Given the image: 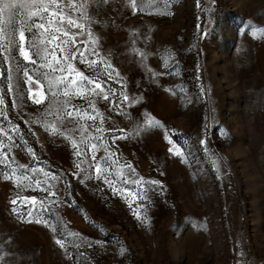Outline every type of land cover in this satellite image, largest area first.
<instances>
[{
  "label": "rangeland",
  "instance_id": "obj_1",
  "mask_svg": "<svg viewBox=\"0 0 264 264\" xmlns=\"http://www.w3.org/2000/svg\"><path fill=\"white\" fill-rule=\"evenodd\" d=\"M76 3L87 18L65 9L84 27L63 46L108 94L68 98L87 131H64L44 77L67 70L20 57L22 9L11 61L0 49V264H264V0Z\"/></svg>",
  "mask_w": 264,
  "mask_h": 264
},
{
  "label": "snow or ice",
  "instance_id": "obj_2",
  "mask_svg": "<svg viewBox=\"0 0 264 264\" xmlns=\"http://www.w3.org/2000/svg\"><path fill=\"white\" fill-rule=\"evenodd\" d=\"M132 6L136 7V0H132ZM17 9H22L25 16V18L20 21V30L18 32V51L20 57H22L25 62L31 63H35V57H39L45 62L44 66L51 68V71L53 73H55L57 70H59L61 73H64L65 70H67V77L63 75H49V73H44V77L47 79L50 90L52 88L59 89L60 87H63L62 94L66 99L62 104L60 102H57L56 105L57 113L60 115L61 125H63V122L65 120L69 124H76V117H83L81 116L80 110L75 108L74 105H71V101L68 98L72 97L73 95L82 96L85 92H92L97 96L103 95V99L108 100V94L104 93V88L101 82H99L97 79H92L85 76L82 72L76 71L73 65L69 63V60L74 58L76 55H80L81 59L83 60L84 54L73 52L71 51L70 47L63 46L78 43V41L75 39V34L67 30L69 27L76 28L78 30L84 27V25L81 24L78 19L73 18L71 14H66L65 9H68L69 13L80 12L82 17L87 18L86 5H77L76 0H69L68 3H64L63 0H19L18 3H4L3 6L0 7V16H3L5 13H7L9 26L13 28V31L10 35H5V28L0 26V49L3 50L4 57L8 61H11L12 59L10 55L11 51H13L15 47H17V41L15 38L17 34L15 28V16L13 15L15 10ZM45 15H48L49 17L46 23H36L34 25L36 29L43 30L40 33V36L44 39L40 43H36V41H33V43L26 48V32H31L33 30V25L32 23H30V21L33 17H37L40 20H43ZM54 24L58 26L53 27ZM50 32H54L56 34L51 35ZM60 34H62V36L65 38L70 37V39L61 40ZM54 41H58V43H56L55 47L51 51H49L48 45L52 44ZM29 49H31V51ZM57 49H59L60 55H57ZM93 55H96V53L93 52ZM91 63L97 64L98 62L92 61ZM54 65L60 67L57 68ZM107 67H111V65H108ZM7 73L8 90L13 91L14 87L12 81L14 77L12 74L13 69L11 68L10 64L7 69ZM73 73H75V77H79V80H77L76 78H68L71 77ZM108 75H110V73ZM24 77L29 83L33 82V76L30 75L27 71L24 72ZM36 83H39V78L36 79ZM88 84L93 85V87L87 88L86 85ZM96 90L100 91L97 92ZM33 91H35V89H30L29 95H32ZM53 95L55 96V93H53ZM43 96L44 93L41 92V99H35V97H33V99H35L36 103H41ZM124 100H128V97L124 96ZM3 103V99H0V104ZM88 119L95 122L96 117L89 115ZM103 122L104 121L102 119L101 124H103ZM64 131L82 133L84 131H87V129L83 125L76 124V126L72 129L65 128ZM101 131V128L96 129V132ZM134 131L138 134V129H134ZM8 139L11 140L12 137L9 136ZM96 139H99L102 142V137H97ZM96 148L97 144L92 143L91 150H95ZM4 155L5 157H7V153H4ZM91 159L92 161H95L96 157L92 156ZM77 167L79 168L80 166L77 165ZM95 171L97 174L102 172V167L100 164H95ZM25 179H28V177H25ZM39 183L40 181H37V184ZM50 194L53 196L56 195L55 192H51ZM31 199L33 201L35 200L34 197ZM11 203L16 204L17 200L14 199L11 201ZM57 243H60V241H57Z\"/></svg>",
  "mask_w": 264,
  "mask_h": 264
}]
</instances>
